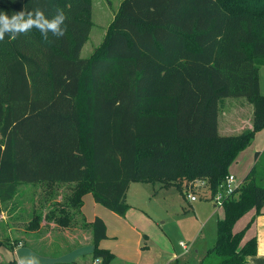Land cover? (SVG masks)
Here are the masks:
<instances>
[{"label":"trees","instance_id":"trees-1","mask_svg":"<svg viewBox=\"0 0 264 264\" xmlns=\"http://www.w3.org/2000/svg\"><path fill=\"white\" fill-rule=\"evenodd\" d=\"M34 9L49 19L63 10L65 35L45 39L33 29L0 41V215L20 184H75L74 208L91 193L122 217L135 182L207 180L216 193L264 130V0H123L100 55L90 59L82 58L90 0H0L9 16ZM225 98L254 106L250 132L219 135ZM256 168L225 202L215 244L200 264H248L256 255V238L244 241L248 227L234 232L264 206V175ZM65 213L55 219L63 227L71 217ZM92 229L93 256L108 264L112 252L99 247L106 224L97 217Z\"/></svg>","mask_w":264,"mask_h":264},{"label":"rangeland","instance_id":"rangeland-1","mask_svg":"<svg viewBox=\"0 0 264 264\" xmlns=\"http://www.w3.org/2000/svg\"><path fill=\"white\" fill-rule=\"evenodd\" d=\"M121 2L122 0H90L92 11L85 18L91 22L92 31L82 52V58L90 59L100 55ZM260 77L261 93L264 95V67L261 68ZM238 101L222 99L220 106L225 110V105L235 104ZM236 107L238 108L232 109L235 112L232 127L228 129L230 136L239 135L241 127H245L252 116L247 104L243 103V106ZM263 146L264 132L258 134L256 140L240 153L237 161L229 168V174L234 175L239 181H244L257 165L258 174L264 175V155L255 162V154ZM174 185L157 193L159 184L141 183L132 186L129 199L132 207L126 219L144 236L141 241L140 235L136 232L127 227L119 229L115 223L106 219L110 232L108 239L103 242V245L107 247L102 248L111 247L114 257L108 264H167L171 254H176L180 258L178 263L172 264H199L204 259L206 250L215 244L217 235L215 225L219 216L223 218L224 208L223 206L214 208L210 196L212 189L199 187L196 180H181L177 184L182 191L185 190L187 195L191 193L197 196L199 201L196 203L188 202L177 185ZM75 190L68 185L56 188H49L46 184L18 185L13 202L7 203L3 208L5 220L9 224L4 226L0 223V264L33 254L39 259L40 264H44L45 261L48 264L50 260L71 258L77 246L83 249L88 248L91 243L90 235L82 230L79 224L80 218L74 215L70 217L68 226L75 225L74 227L79 229L71 233L67 231L68 226L66 230L63 226H48L40 231L29 229L28 226L36 217L42 220L46 214L55 209L59 212L54 213L53 216L49 215L47 220L56 222L62 215V210L66 211L67 216L72 215L71 213L76 211L71 203ZM84 202L88 206L89 218L104 216L103 214L114 215L112 211L97 204L93 195L85 197ZM213 214V218L204 225V222ZM241 227L242 223L235 229L238 230ZM181 242L189 246V253L180 246ZM14 247H17L16 251L13 250ZM198 250L199 253H197ZM32 251L35 253L32 254ZM85 253L82 251L84 256L81 259L68 264H101V260L98 262L93 253L87 255ZM117 253L123 255L120 256ZM44 254L45 257H42Z\"/></svg>","mask_w":264,"mask_h":264},{"label":"crops","instance_id":"crops-1","mask_svg":"<svg viewBox=\"0 0 264 264\" xmlns=\"http://www.w3.org/2000/svg\"><path fill=\"white\" fill-rule=\"evenodd\" d=\"M262 67H264V66H262ZM261 68H260V72H261ZM260 86H261V77H260ZM225 99L239 100L238 103H240V104H238V103H235V104L234 103H229V104H227V105L224 106L225 107V110H223L222 107L220 106V101L222 99L219 101V111H218V133H219V135L222 136V137H231L230 136V132H229L228 129L232 127L231 123L234 121L233 118H234V112L235 111L232 110V109L238 108L236 106H240V107L243 106V103H245V104H247V106H249L250 113H251L250 116L251 115L252 116L247 121V125L245 127H241L240 134L250 132L253 129L254 106L251 105L246 98H225ZM250 106H251V108H250ZM262 132H264V131L262 130L261 132H259V133L256 134V137H255L254 141L256 140L258 134L260 135V134H262ZM259 149H260V151L255 154V162H257L259 159H261L262 156L264 155V146L262 148H259ZM257 154L259 155L258 157H257ZM241 182H243V181H241ZM135 184H141V183H138V182L132 183L130 185V188H129L127 194H126V203L128 204L129 209L132 207V205L130 204V201H129L130 195H131V189H132V186L135 185ZM142 184H147V185H150V184L151 185L159 184V189L156 190V193L159 192V191H161V190H163L164 188H171L172 186H175V185H171L169 187H165V186H163L162 183H142ZM38 185H43V184H38ZM64 185H68V186H72V187H75L76 186L75 184H57L55 186L49 185V188H51V187H55L56 188V187L64 186ZM86 195L89 196V195H92V194L91 193H88ZM86 195L83 197V204H82L81 209L80 210L76 209V211H73L71 213L72 215H70V216L73 217V215H74V217L80 218V223H79L80 224V227L82 228V230L87 231L89 233V235H90L91 243H90L89 247L86 248V249L85 248L83 249V247H78L77 246V249L74 250L75 251V254L73 256H70L71 258H69V259L59 258V259H56V260H50V262H48V264L75 263L76 261H78V259H81L84 256V254H82V251L84 253L87 252V253H85L86 255L88 253H93V251H94V234H93V229H92V223L95 220V218H97V217L98 218H101L105 222V224H106V227H107V239L109 237V232H110L109 226L107 224L108 223V220H109L111 223H115V226L117 225V227L119 229H124L125 227H127L131 231L136 232L137 234L140 235V238H141V241H142V238H143L144 234H142L135 226L131 225V223L126 219L129 210H128L127 214L124 217L119 216V215H117V214H115L113 212L114 215L103 214L104 216H95L94 218H89L88 212H87L88 211L87 210L88 206L84 202L85 197H87ZM182 195L190 203H196V202L199 201V199H198V201H196V202H191L190 199H188V196H187L185 190L182 191ZM13 200L10 201V202H7V203H11V202H13ZM7 203H5L3 205V208H4V206ZM213 206H214V208H216V205L215 204ZM4 215L5 214H4V211L2 209V213L0 215V220H2V222H0V223H2L4 226H6V225L8 226L9 223L6 222V220H5L6 217ZM213 216H214V214L212 216H210L204 222V225H206L207 222L210 221L213 218ZM106 219H108V220H106ZM221 219H223V218H220V216H219L218 217V220L216 222V225H215L216 229H217V223ZM31 222L28 224V226L31 225ZM241 223H242V227L239 228L238 230H236L235 228L237 226H240ZM48 226H54V227H59L60 226L61 227V225H57V223L55 221H52L51 222V221L47 220V214H46L45 217L41 220V222L39 224V227L37 229H39L38 231H40V230H43L44 228H48ZM74 226H72V227L68 226L69 228H67V231L69 233H71V231H75V230L79 229V227L76 228ZM246 228H247V230H246L245 240L244 241L245 242L246 241H249L252 238H256V240H257V253H256V255L254 257H252V258L249 259L248 264H264V206L261 209V212L259 214H257L256 210H252L247 215H245L243 218H241L236 223V225L234 227V232H241L242 230H244ZM65 230H66V227H65ZM38 231H36V232H38ZM118 231H120V230H118ZM106 240H103L102 242H100V244H99V247L100 248L106 246V245H103V242H105ZM181 243H183V242H181ZM181 243H180V246H182ZM185 245H186V248H184L183 246L182 247L186 251V253H189L188 252L189 251V246L187 244H185ZM17 247L19 248V246H17ZM17 247H14L13 250L16 251ZM108 249H109V251H112V248L111 247H109ZM108 249H106V250H108ZM208 251H209V249L206 250L204 256L207 254ZM33 252L34 251H32V254H33ZM197 253H199V250H198ZM117 255H120L121 256L123 254L117 253ZM42 257H45V254ZM63 259H65V261ZM13 260H16V262H18L17 259H13ZM167 261H168L167 264H169V263L172 264L174 262L178 263L180 261V258L176 254H171V257ZM44 264H47V262L45 261Z\"/></svg>","mask_w":264,"mask_h":264},{"label":"clouds","instance_id":"clouds-1","mask_svg":"<svg viewBox=\"0 0 264 264\" xmlns=\"http://www.w3.org/2000/svg\"><path fill=\"white\" fill-rule=\"evenodd\" d=\"M66 16L61 9L56 10V14L47 18L40 9H34L30 12L20 11L9 16L5 12H0V41H3L7 34L11 38L21 35L27 36L33 29L47 39L49 33L57 39L65 35L64 28ZM17 264H40L35 255L21 257Z\"/></svg>","mask_w":264,"mask_h":264},{"label":"built area","instance_id":"built-area-1","mask_svg":"<svg viewBox=\"0 0 264 264\" xmlns=\"http://www.w3.org/2000/svg\"><path fill=\"white\" fill-rule=\"evenodd\" d=\"M196 183L199 187L203 189L210 187L207 183V180H196ZM242 185L243 182L239 181L234 175L229 174L225 178L223 183L219 186L218 191L216 193L211 192V199L216 205V207L224 206L226 201L235 197L239 193ZM187 196L191 202L198 201V197L191 193H189ZM181 245L186 248V245L184 243H181Z\"/></svg>","mask_w":264,"mask_h":264}]
</instances>
